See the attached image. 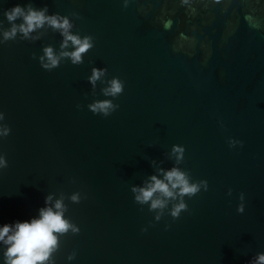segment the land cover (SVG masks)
Here are the masks:
<instances>
[{"label": "water", "instance_id": "obj_1", "mask_svg": "<svg viewBox=\"0 0 264 264\" xmlns=\"http://www.w3.org/2000/svg\"><path fill=\"white\" fill-rule=\"evenodd\" d=\"M15 5L67 18L92 47L73 63L47 23L5 39ZM113 79L123 91L106 95ZM104 101L107 116L90 107ZM0 113V225L61 201L73 226L44 264H261L264 0H0ZM173 168L194 195L136 200Z\"/></svg>", "mask_w": 264, "mask_h": 264}, {"label": "clouds", "instance_id": "obj_2", "mask_svg": "<svg viewBox=\"0 0 264 264\" xmlns=\"http://www.w3.org/2000/svg\"><path fill=\"white\" fill-rule=\"evenodd\" d=\"M44 9L36 10L31 6L25 11L20 5L13 6L5 12L7 19L15 21L18 17L23 18V23L20 25L13 24L10 31L4 32L5 39L13 38L19 30L25 36L38 27H42L45 23L51 27L60 29L64 36L62 47H67L68 42L75 46L72 52H63L61 55L70 56L73 63H79L82 59V53L92 47L90 37L80 38L69 32L71 27L67 18L59 16H46ZM45 55L48 62L42 63L45 69H51L58 65L59 58L53 54V50L49 47L45 49ZM43 57L41 60L43 61ZM103 69L93 68L90 81L94 83L102 74ZM123 91V85L118 79L111 81L110 87L105 90L106 95L115 96ZM94 112H103L106 116L109 114V109H114L109 101L98 102L90 106ZM4 118V114L0 113V120ZM9 129L0 130V134L6 135ZM177 152H182L179 147L174 148ZM6 161L0 157V166H4ZM178 189V192L176 191ZM199 190L198 185L190 184L186 175L180 170L173 168L165 173L163 179L156 176L150 178V182L143 188L133 189L137 192L136 200L141 203L151 200V209L163 208L166 199H152L153 194L159 192L165 198L175 199L178 195L185 194L191 196ZM51 197L46 199V203ZM75 200L76 197H73ZM186 205L182 201L176 205L172 211V216L177 217L181 210L185 209ZM55 209V210H54ZM53 207H45L40 209L39 217L30 220L16 221L12 224L4 223L0 225V242L7 245L5 251L6 264H44L51 252L57 246L58 237L54 233H64L70 227H73L67 220L63 218V205L61 201H56ZM158 218V217H157ZM76 230V229H73ZM258 261L264 264V254L258 256Z\"/></svg>", "mask_w": 264, "mask_h": 264}]
</instances>
